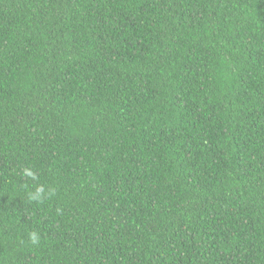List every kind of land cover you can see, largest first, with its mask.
I'll list each match as a JSON object with an SVG mask.
<instances>
[{
	"label": "trees",
	"instance_id": "1",
	"mask_svg": "<svg viewBox=\"0 0 264 264\" xmlns=\"http://www.w3.org/2000/svg\"><path fill=\"white\" fill-rule=\"evenodd\" d=\"M0 264H264V0H0Z\"/></svg>",
	"mask_w": 264,
	"mask_h": 264
},
{
	"label": "clouds",
	"instance_id": "2",
	"mask_svg": "<svg viewBox=\"0 0 264 264\" xmlns=\"http://www.w3.org/2000/svg\"><path fill=\"white\" fill-rule=\"evenodd\" d=\"M23 175L25 177H29V178H33V179L35 178L34 172L28 168H25L23 170ZM46 194L47 193L45 191L44 186H39L36 188L35 193L30 194V198L34 199V200H40V199H43ZM30 239H31L32 243H34V244L39 242V236L35 232L30 234Z\"/></svg>",
	"mask_w": 264,
	"mask_h": 264
}]
</instances>
